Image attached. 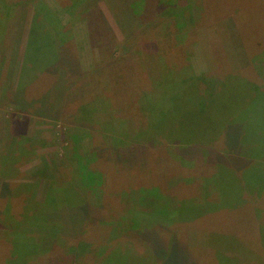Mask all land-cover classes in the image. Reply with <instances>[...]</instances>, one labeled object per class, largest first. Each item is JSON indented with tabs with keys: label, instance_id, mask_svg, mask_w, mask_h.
I'll use <instances>...</instances> for the list:
<instances>
[{
	"label": "rangeland",
	"instance_id": "obj_1",
	"mask_svg": "<svg viewBox=\"0 0 264 264\" xmlns=\"http://www.w3.org/2000/svg\"><path fill=\"white\" fill-rule=\"evenodd\" d=\"M88 38L96 57L86 67L78 46ZM2 46L1 57L11 51L0 62V264H96L117 244L141 263L155 254L158 264H264V197L254 192L264 187V0H0ZM63 50L72 71L33 97L45 80L28 84L33 70L34 79ZM219 75L232 86L207 84ZM190 129L222 134L189 146L161 138L199 140ZM219 165L232 170L222 190L253 192L182 221L196 206L188 198H218L205 180ZM158 186L166 199L141 192ZM46 194L62 213L46 216L58 230L43 237L44 220L30 219ZM166 212L176 219L156 220ZM66 242L91 251L66 256Z\"/></svg>",
	"mask_w": 264,
	"mask_h": 264
},
{
	"label": "trees",
	"instance_id": "obj_2",
	"mask_svg": "<svg viewBox=\"0 0 264 264\" xmlns=\"http://www.w3.org/2000/svg\"><path fill=\"white\" fill-rule=\"evenodd\" d=\"M81 1L83 2L84 0H81ZM16 9L17 8H15V13H16V15H18L19 12L21 11V8L19 6V10L16 11ZM46 12L48 13L49 10L46 11ZM13 22H15V20H13ZM61 52H62L61 55H64L65 54L66 59L70 58L69 57L70 54H68V52L66 50L65 51L63 50ZM0 58H1V55H0ZM258 59H260V58H258ZM0 62H3V61L0 60ZM67 62L65 61V63H67ZM58 65L60 66V63ZM59 66H52L51 65V66L47 67L50 70L47 69L45 71L40 72L38 74V76H36V78H34V79H33V77H34L33 74H36V71L33 70V72H32L33 74L31 75L30 80L28 79V81H27L28 84H35V83H37L39 81V76L41 74L45 75V80H44V82L41 85L42 88H40V90L37 92V94H35L33 97L39 98V97H37V95L39 93L40 94L41 93H44V95H46V89L49 92V90H51V87L53 86V84H57L58 75L62 76L63 74H65V71L64 70H66V68H67V70L69 72L72 71L69 67H67V66L64 67V65H62L61 68L58 70ZM34 69L36 70V68H34ZM52 70L57 73V77L54 76ZM46 71H50V73L47 72L48 75H46L45 74ZM232 76L234 78H239L238 76L235 75V73H233ZM239 76H240V78L243 77L242 75H239ZM226 79L231 80V75L228 78H225V77L222 78L220 75L219 76H213L212 78H209V80L207 81V84L210 83V82H213L216 85L217 89H218V87H219V85L221 83L222 84H227L229 86H232V85L226 83ZM242 80L245 81V79H242ZM195 82L198 85L200 84L199 85L200 87H205V86H202L203 82H200V79H198V80L196 79ZM246 83H247L248 86L251 87L250 91L255 92L256 89L259 90V88H260L259 86H254L253 87L248 82H246ZM29 86H31V85H29ZM233 90H234V87H233ZM51 92H54V91L51 90ZM28 96L29 95H28V93L26 91L25 92V98H26V100H29V97ZM14 103H16V105H19V104H17V103H19L17 101H15ZM4 104L5 105H9V103H7V101H5ZM38 113H41V112H38ZM177 129L178 128H176V130H174V133L171 134V135H174L175 133H178L179 130H177ZM187 131L190 134L198 133L199 132L200 133V136H201L200 139L197 140V141H194V142L183 143V140H181L182 142L181 141H177L176 138H169L168 139V138H165V137H161V136L160 137L163 138V139H165V140H168L169 142H179V144H181V145H184L185 144V146H189V145H200V144H206V143H208V144L209 143L210 144L211 143H214L215 140L218 137H220L221 134H222V133H219V134H215V135H212L211 136V132H209L208 134L210 136L209 137H205V136H203L201 130H192V129H190V130H187ZM164 134H167V133H164ZM167 135H170V134H167ZM208 138H211V139L208 140ZM178 139H183V138H178ZM150 145L151 146L158 145V141L157 140H154L153 142H150ZM253 146H255V145H253ZM218 167L220 168V171H219L218 175L215 177V179L214 180H210L211 178H209V179H206L205 180V186L208 187V185H211L212 186L211 187L212 188V192H213L211 194L212 195L218 194V198H216L215 200L205 199V200H202L201 202H197V201H200V200H197L196 198H188L185 202H187V203L195 202L196 203V206H192V208L190 210H184L183 209L184 214L181 215V218H182L181 220L182 221H194V220H196V219H198L200 217H201L200 219H204V220L209 219V218H212V216L214 214L218 213L219 210L222 211L223 208H224V210H225V208H233L234 205L237 204L236 203V200H235L237 196L239 197V200H241L242 199L241 198V195L243 193H245V192H253L252 191V188H251V190H249V189L247 190L246 188H243V187H240L239 190L233 189V191H231V192H227V191H225V189L222 190V188H224L227 185V183L229 182L228 181L229 180L228 177L230 176L232 170L229 167L224 166V165H219ZM225 174H227V175H225ZM222 175H225V176L224 177H221ZM241 181H242V178H241ZM257 181H261V180L260 179H257ZM155 187H151L152 189L148 188L147 190H143L141 192H142L143 195H145L144 194L145 192L148 195H150V199H157V200L166 199L168 195L166 193H164V191L161 189V187L158 186L159 187V191L156 190ZM217 188H218V190H217ZM254 192L256 193L255 195H257V196L259 195L260 197H264V187H263V185H260L259 184L258 185V188L255 189ZM61 193L62 192L59 190L58 191V194H61ZM65 194L67 195L66 192H65ZM142 194H140V196ZM49 195H50V193H49ZM49 195H47V196L44 197V202L42 203L41 207L38 208L37 210H35L34 213L31 214V219H30L31 221H33V220H36V221L37 220H44L43 221V224L42 225L40 224L41 226H44L46 228V234L43 237L50 236L51 233L48 232V230H51V231H53L54 229H57L58 230V228H57L58 226L57 225L56 226H51L50 223L47 222L46 216L50 215L51 212H53L55 214H61L62 213V211H60L62 208H57L54 205V203H53V199H50V196ZM145 196H147V195H145ZM57 198H58V196H57ZM61 199H62V197L61 198L59 197V202L57 201L58 204H60ZM243 199L240 202L239 201L238 202L239 203H242L243 202ZM222 200L224 201V203L226 201V204L225 205H221L219 203V201H222ZM169 203L170 204L173 203V200L170 199V198H169ZM184 205L185 204H183V206ZM191 205H193V204H191ZM63 206L69 208V207H71L73 205L68 204V205H63ZM182 208H184V207H182ZM212 212L214 214L213 215H210L209 213L212 214ZM208 215H210V216H208ZM168 218H170V219L167 220ZM175 219L176 218L173 215V212H171L170 216H167V212H166V213L160 215V217L156 218L157 221L158 220L159 221L160 220H162V221H174ZM15 234H18V233H15ZM56 235H57L58 239L61 240L62 243H64V241H66L63 238L62 232H58V233H56ZM20 238L21 237H19V236L15 238L14 242L17 241L15 243L16 244L15 246L17 247L18 245L22 244L24 248H27L28 245H29L28 243H26L27 242V238L26 239L25 238H22V239H24L26 241L21 240ZM19 240H21V241H19ZM44 243H45L44 241H41L42 246L44 245ZM67 245H68V249L67 248L64 249L65 250L64 251V255L68 256V255H71V254L73 255L74 254V256H76V258H78L79 255H84L86 253L88 254L91 251V248L90 247L92 246V244H90L88 242H82V243H80L78 245H73V244L71 245L69 242L68 243L66 242L65 246H67ZM118 245L119 244H117L115 247L109 248V250H106L103 253H100L99 259L97 260L96 264H158V260H157V257L155 256V254H153V255L150 256V258L152 260V261H150V263H147L145 260H143L144 262L141 263V261L136 256H133V254L128 253V249L127 250H124V248L122 246H118ZM15 246H14V248H15ZM70 246H72V247H70ZM36 247L39 249L41 246L40 245H36L35 248ZM225 250L226 249H224L222 251V254H223L224 257L221 258V260H223L225 258L227 260H230L229 257H231V256L227 252H225ZM234 256H235V254H234Z\"/></svg>",
	"mask_w": 264,
	"mask_h": 264
},
{
	"label": "crops",
	"instance_id": "obj_3",
	"mask_svg": "<svg viewBox=\"0 0 264 264\" xmlns=\"http://www.w3.org/2000/svg\"><path fill=\"white\" fill-rule=\"evenodd\" d=\"M80 32H84V34H85L86 33V30L83 29ZM82 45H83L84 48H82L81 46H78L79 47L78 48V51H79V53H81V55H80V57H81V64H83V66H86V67L95 64V57H96V55L93 53V50H92L93 47H92L91 39L88 38V41L86 43L84 42V44H82ZM2 48H3V46L0 47V50H2ZM10 51H11L10 49H8L6 51L3 50L4 55H3V57L0 58V60L3 61V59L6 57V55L7 54H10ZM21 53H22L23 57H25V47H24V44H22L21 47H20L19 56L21 55ZM61 53L62 52H60V54ZM69 57H70V55H69ZM11 58H12V56L9 55L8 59L10 60ZM17 58L15 59L16 62H18ZM68 59L65 58V54L64 55H61V59L59 61H56L57 63L56 62L53 63L52 66H59L58 65L59 63H60V66H62V64H63L62 61H64V62L66 61L67 62ZM4 63H6L5 60H4ZM19 74H20V71L18 70L17 71V76L18 77H19ZM60 77L61 76H59V78L57 79V84H53V86L51 87V90H54L55 88H57L58 84H60ZM60 88H61V86L59 87V89ZM52 93H54V92H52ZM54 97L60 98V96H57V93H56V95Z\"/></svg>",
	"mask_w": 264,
	"mask_h": 264
}]
</instances>
